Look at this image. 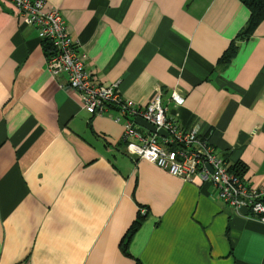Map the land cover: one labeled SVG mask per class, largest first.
<instances>
[{"label": "crops", "instance_id": "crops-1", "mask_svg": "<svg viewBox=\"0 0 264 264\" xmlns=\"http://www.w3.org/2000/svg\"><path fill=\"white\" fill-rule=\"evenodd\" d=\"M0 6V264H264V224L213 187L132 159L113 108L88 114L45 68L49 44ZM96 83L206 136L264 186V16L239 0H48ZM233 40L235 53L218 62ZM183 95L173 106L169 95ZM110 114L111 117L107 116ZM238 175V174H237ZM146 216L122 253L138 207Z\"/></svg>", "mask_w": 264, "mask_h": 264}, {"label": "built area", "instance_id": "built-area-1", "mask_svg": "<svg viewBox=\"0 0 264 264\" xmlns=\"http://www.w3.org/2000/svg\"><path fill=\"white\" fill-rule=\"evenodd\" d=\"M15 10L16 19L35 28L37 38L46 41L49 54L45 68L50 76L64 75L58 83L67 94L77 96L80 107L88 114H100L113 108L118 115L112 119L122 126L121 141L126 154L144 159L183 181L197 176L213 187V197L231 211L247 215L264 224V186L254 187L230 171L229 164L216 152L206 136L195 128L180 127L175 118L166 115L159 90L144 105L121 97L115 82L96 83L86 67L85 53L76 45L60 12L48 5V0H0ZM173 106L181 105L183 95L173 89L169 95ZM107 116L111 117L110 114ZM140 117L166 136H158L133 122ZM144 214V207H138Z\"/></svg>", "mask_w": 264, "mask_h": 264}, {"label": "trees", "instance_id": "trees-1", "mask_svg": "<svg viewBox=\"0 0 264 264\" xmlns=\"http://www.w3.org/2000/svg\"><path fill=\"white\" fill-rule=\"evenodd\" d=\"M248 10V17L243 25V27L238 31L236 37L234 40H242L248 38L253 32V30L256 28V26L260 23L264 16V0H239ZM46 42V41H44ZM47 43V42H46ZM50 48V46H48ZM236 46L234 45L233 40L229 43L226 50L222 53L220 56L218 62H225L227 61L234 53H235ZM49 54V53H48ZM230 171L238 174L241 173V167L234 166L230 168ZM141 207V206H140ZM145 212L144 214H141L136 212V216L134 220L130 223L128 228L126 229L124 235L120 239L119 246L124 253V255L128 256L126 246L131 238V236L134 234V232L137 230L141 222L143 221L144 217L146 216ZM135 264H140L137 260H135Z\"/></svg>", "mask_w": 264, "mask_h": 264}, {"label": "water", "instance_id": "water-1", "mask_svg": "<svg viewBox=\"0 0 264 264\" xmlns=\"http://www.w3.org/2000/svg\"><path fill=\"white\" fill-rule=\"evenodd\" d=\"M0 6H1V3H0ZM133 122L140 126V127H143L145 129H147L148 131L150 132H153L155 133L156 135L158 136H166V133L164 130H162L161 128L159 129H155V127L153 125H151L150 123L146 122L145 120H143L142 118L140 117H135L133 119Z\"/></svg>", "mask_w": 264, "mask_h": 264}]
</instances>
